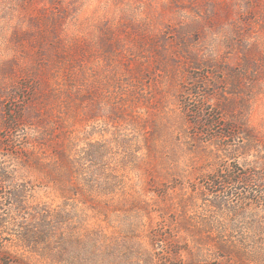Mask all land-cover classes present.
Instances as JSON below:
<instances>
[{
  "label": "rangeland",
  "instance_id": "374dc122",
  "mask_svg": "<svg viewBox=\"0 0 264 264\" xmlns=\"http://www.w3.org/2000/svg\"><path fill=\"white\" fill-rule=\"evenodd\" d=\"M263 172L264 0H0L1 257L264 264Z\"/></svg>",
  "mask_w": 264,
  "mask_h": 264
},
{
  "label": "trees",
  "instance_id": "16d2710c",
  "mask_svg": "<svg viewBox=\"0 0 264 264\" xmlns=\"http://www.w3.org/2000/svg\"><path fill=\"white\" fill-rule=\"evenodd\" d=\"M230 127V126H229ZM230 130V128L228 129L227 128V131L225 130L224 133L222 134L223 137L226 136H233L230 132H228ZM228 134V135H227ZM264 173V172H263ZM227 180L231 183H238V184H245L247 186H250L252 184H255L256 183H260V181H262L261 179H259V176L255 175V174H243V176H240V177H232V175H229V177H227ZM222 185V182L220 183ZM224 185L226 183H223ZM73 187L77 188L76 185H72ZM71 188V187H70ZM15 198V197H14ZM17 201H18V204L21 203L19 197L15 198ZM16 201V203H17ZM241 204L239 205V209H241V207L243 206V203H251V207L250 208H253V206L257 207L258 205H263V199L262 197H260L259 195L256 196V194L254 195L253 193H249V190H247L245 192V194L243 195V198H241ZM214 205L212 206L214 209H219L221 208V206H226L227 203H223L219 198H217V201H215V203H213ZM21 206V205H20ZM229 210H232L234 211V209H231L230 207H228ZM243 210V209H241ZM236 212V211H234ZM38 221H41V219H39ZM188 219L185 221L187 222ZM261 227L256 229V230H251V232H253L251 235H254L256 233H258L259 235L261 233H264V223H261ZM157 230V231H156ZM153 233L151 232L149 238L153 241L152 243L156 242V241H160V240H163V232L165 229H163L162 227L156 229ZM194 230H198V228H195ZM220 232V231H219ZM221 233V232H220ZM33 234V233H32ZM19 239V237H17ZM166 240L169 239L170 241L168 243H166V246L170 247V248H173V242H172V239L169 235L165 236ZM173 238H175V235L173 234ZM204 238H207L208 239V242L209 244L208 245H211L214 249H215V254L218 256V257H221L222 259H225V260H229V261H232V255L235 253H233L234 251H232L228 246L224 245L223 244V241L222 240H218V239H210L209 237H206V236H203V238L201 237L200 239H198L197 241H195L196 243H194L195 246V249L196 251L198 252H201V249H202V239L205 241ZM164 241V242H167V241ZM264 241V237L262 239ZM242 244V243H241ZM23 245V246H22ZM29 246V247H28ZM37 245H33V244H27V243H22L19 245V247L23 248V249H27V248H33L31 250H34L36 251L34 248H36ZM259 247H263L262 249L264 250V244L262 245H259ZM199 254V253H198ZM251 254H253L256 259L260 258L261 257V253L260 252H257V251H251ZM0 264H27V262L21 260L19 262H11L10 260L4 258V257H1L0 255Z\"/></svg>",
  "mask_w": 264,
  "mask_h": 264
}]
</instances>
